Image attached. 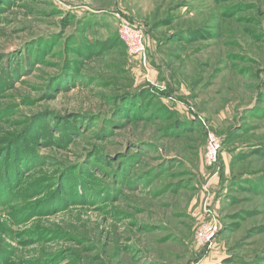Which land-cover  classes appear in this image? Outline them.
I'll return each instance as SVG.
<instances>
[{"label": "rangeland", "instance_id": "1", "mask_svg": "<svg viewBox=\"0 0 264 264\" xmlns=\"http://www.w3.org/2000/svg\"><path fill=\"white\" fill-rule=\"evenodd\" d=\"M0 264H264V0H0Z\"/></svg>", "mask_w": 264, "mask_h": 264}, {"label": "built area", "instance_id": "2", "mask_svg": "<svg viewBox=\"0 0 264 264\" xmlns=\"http://www.w3.org/2000/svg\"><path fill=\"white\" fill-rule=\"evenodd\" d=\"M119 18V16H118ZM120 19V18H119ZM118 35L128 51L139 58L144 68L149 70L148 45L144 30L141 27L131 25L120 20ZM208 147L205 154V162L208 166H217L219 163L218 153L220 141L213 135H208ZM220 224L217 217L211 214L210 218L200 224L196 231V239L199 246L205 249H212L215 246Z\"/></svg>", "mask_w": 264, "mask_h": 264}, {"label": "trees", "instance_id": "3", "mask_svg": "<svg viewBox=\"0 0 264 264\" xmlns=\"http://www.w3.org/2000/svg\"><path fill=\"white\" fill-rule=\"evenodd\" d=\"M189 29V28H188ZM189 31H190V29H189ZM199 32V30H196V29H194V30H192V32L190 31V36L187 38V37H185V35L187 34L186 33V30H184V29H182V28H179V31H178V34H177V38H185V40H187V41H189V40H194V36L197 34ZM144 33H145V31H144ZM180 34V35H179ZM147 34L145 33V36H146ZM146 41H147V45H148V49L150 48V43H149V41H148V38L146 37ZM149 52V51H148Z\"/></svg>", "mask_w": 264, "mask_h": 264}]
</instances>
